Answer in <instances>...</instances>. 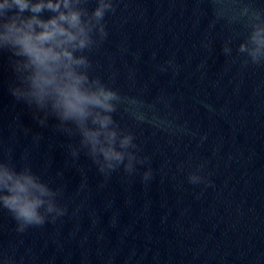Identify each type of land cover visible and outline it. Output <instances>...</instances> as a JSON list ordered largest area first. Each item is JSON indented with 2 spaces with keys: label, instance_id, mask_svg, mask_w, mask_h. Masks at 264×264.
Here are the masks:
<instances>
[{
  "label": "clouds",
  "instance_id": "9594fccd",
  "mask_svg": "<svg viewBox=\"0 0 264 264\" xmlns=\"http://www.w3.org/2000/svg\"><path fill=\"white\" fill-rule=\"evenodd\" d=\"M116 2L95 0L96 6L90 10L89 0H0V52L10 53L16 80L9 86L11 95L32 110L39 125L47 126L49 117H54L57 131L68 137L78 136V146L68 145L70 155L78 159L83 152L106 179L121 169L132 175L137 165L149 162V157L140 155L135 135L114 119L121 106L139 123L165 131H184L158 116L155 104L121 95L92 74L93 64L87 53L107 38L105 16L116 12ZM211 3L217 20L226 19L247 30L237 48V53L245 57L242 67L264 65V9L254 7L251 0L239 8L231 6L236 0ZM45 13L49 15L45 17ZM230 43L223 46L226 56L232 55ZM203 167L198 165L188 174L189 183L211 185L201 174ZM152 177L151 167L141 175L145 183ZM61 195L62 189L50 187L29 164L17 170L10 159L0 158V209L14 219L17 232L55 223L65 216L68 209L57 199ZM5 264L17 262L5 258Z\"/></svg>",
  "mask_w": 264,
  "mask_h": 264
}]
</instances>
